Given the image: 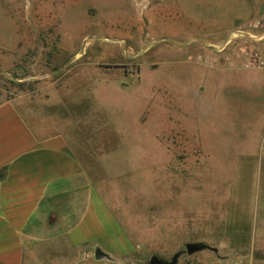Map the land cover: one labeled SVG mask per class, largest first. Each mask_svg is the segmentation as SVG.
<instances>
[{
	"label": "rangeland",
	"instance_id": "rangeland-1",
	"mask_svg": "<svg viewBox=\"0 0 264 264\" xmlns=\"http://www.w3.org/2000/svg\"><path fill=\"white\" fill-rule=\"evenodd\" d=\"M231 56L263 66L264 0H0V102L69 137L132 239L114 264H264V68Z\"/></svg>",
	"mask_w": 264,
	"mask_h": 264
},
{
	"label": "crops",
	"instance_id": "crops-1",
	"mask_svg": "<svg viewBox=\"0 0 264 264\" xmlns=\"http://www.w3.org/2000/svg\"><path fill=\"white\" fill-rule=\"evenodd\" d=\"M258 13L234 11L210 30L228 34ZM227 63L264 68V60L257 66L242 56ZM48 119L29 111L25 118L11 102H0V264H74L75 256L114 264L134 252L132 239L116 231L104 187L92 185L69 137ZM257 154L264 157L260 144ZM95 252L107 259H95Z\"/></svg>",
	"mask_w": 264,
	"mask_h": 264
},
{
	"label": "water",
	"instance_id": "water-1",
	"mask_svg": "<svg viewBox=\"0 0 264 264\" xmlns=\"http://www.w3.org/2000/svg\"><path fill=\"white\" fill-rule=\"evenodd\" d=\"M184 249H185V253L187 255L189 254H192L194 252H197V251H200L203 249V246H200V245H193V244H187L184 246ZM176 256L177 255H174L171 262L169 263H164V262H161L159 261L158 259H156L154 256H151L148 261H147V264H175V261H176ZM105 258L107 259V257L105 255H102L101 253H98V252H95L94 253V258L95 259H99V258Z\"/></svg>",
	"mask_w": 264,
	"mask_h": 264
},
{
	"label": "built area",
	"instance_id": "built-area-1",
	"mask_svg": "<svg viewBox=\"0 0 264 264\" xmlns=\"http://www.w3.org/2000/svg\"><path fill=\"white\" fill-rule=\"evenodd\" d=\"M253 63V62H252Z\"/></svg>",
	"mask_w": 264,
	"mask_h": 264
}]
</instances>
